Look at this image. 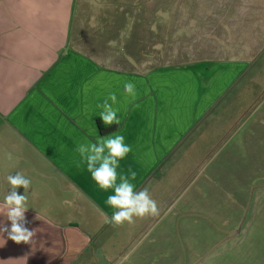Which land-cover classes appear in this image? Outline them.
Returning <instances> with one entry per match:
<instances>
[{
  "label": "crops",
  "instance_id": "crops-1",
  "mask_svg": "<svg viewBox=\"0 0 264 264\" xmlns=\"http://www.w3.org/2000/svg\"><path fill=\"white\" fill-rule=\"evenodd\" d=\"M246 2L222 0L217 17L205 19L202 30L200 22H191L183 35L170 34L175 54L182 48L204 47V60L214 65H204L199 72L195 66L159 71L139 65L143 53L132 33L122 38L121 46L104 29L91 53L73 48L70 21L77 6L76 14H81L84 5L103 7L109 0H0V227L11 226L2 214L11 191L4 174L19 172L31 184L27 193L19 187L18 194H26L27 204L41 207L40 215L46 216L41 219L27 207L24 226L33 232L49 231L51 261L59 257V245L67 244V259L80 254L92 264H236L235 258L221 254L234 241L229 254L249 240V222L258 215L253 207L262 199L256 192L264 190V57L241 62L222 54L218 61L207 58L227 50L228 43L231 54L244 55V47L242 27L234 25L227 38L213 34L205 23L241 24L243 17L259 23L253 5L244 15ZM125 17L129 22V14ZM159 35H153L158 43ZM150 41L151 37L140 40L143 46ZM115 54L128 57L137 69L116 68L122 60L108 58ZM258 60L261 66H255ZM126 82L135 85L134 96L126 93ZM112 94L115 103L108 100ZM105 100L116 110L119 124L104 126L115 130L102 134L99 106ZM228 104L230 116L221 126L227 133L216 144L210 130L224 117ZM113 134L122 135L131 148L119 161L118 174L134 171L135 191L146 189L159 209L155 216L125 222L119 227L120 238L112 228L114 235L106 242L110 246L118 239L117 256L100 243L95 249L92 232L76 226L80 195L89 203L90 219L113 215L114 209L106 204L113 190L98 188L77 151L81 144ZM13 157L22 158L21 166L12 168ZM36 157L61 176L32 173ZM3 233L7 232H0V262L15 261L21 244ZM253 258H264V250L254 251Z\"/></svg>",
  "mask_w": 264,
  "mask_h": 264
},
{
  "label": "rangeland",
  "instance_id": "rangeland-1",
  "mask_svg": "<svg viewBox=\"0 0 264 264\" xmlns=\"http://www.w3.org/2000/svg\"><path fill=\"white\" fill-rule=\"evenodd\" d=\"M222 0H109V4L101 7L97 3L94 5L86 4L82 7V13L76 14L79 11L80 5L77 6L76 11L70 21L71 23V40H73V48H77L82 51V53H91L94 47L100 44V34L106 29L110 33V37L113 41L119 39V44L123 46L124 37L132 34L135 40L137 39L139 43L135 44L138 48L142 50L143 56H139L137 62L139 65L147 64L148 68L153 70H185L184 68L189 67L199 72H202L205 66H213L214 64H209V62L204 60V47L200 49L188 50L182 48L177 54L173 52V47L170 44V34L174 33L183 35L187 32V29L191 22H200L197 26L200 30L203 28V21L209 17L218 15L219 3ZM229 2H235V0H228ZM246 4L243 5L244 15L250 14V9L247 8L253 5L252 11L258 16L259 23H254L250 21V18L243 17L241 19V24L237 22H232L230 24H223L217 21L208 24L211 28L213 34H219L220 36L229 37L231 30L234 25L237 27H242V41H243V54L236 51L234 54L231 44L228 43L226 49L220 50L215 53L209 54L207 58L219 60L220 54L224 57L235 60L241 59L250 60L251 58L264 57V0H245ZM91 9V10H90ZM129 14L130 19L125 17ZM222 15V13H219ZM80 16H82L80 18ZM177 16V18H175ZM76 17V18H75ZM107 18L108 20H104ZM118 21L117 25L111 23ZM108 22L109 24H105ZM116 28V30H113ZM234 30V29H233ZM124 33H127L126 35ZM154 34H160L157 38L162 40L158 43L155 41ZM151 41L143 46L140 40L142 38H150ZM115 44V42H113ZM113 44V45H114ZM152 53H147V50ZM120 51V50H116ZM196 52V53H195ZM175 54V55H174ZM113 57H119L122 60L121 64H114L116 68H124L125 70H135V66L132 62L128 60V57L121 55H113L108 57L109 59ZM223 57V58H224ZM103 58V57H102ZM263 61H257L255 66H261ZM147 70V69H145ZM139 72V71H135ZM156 74L155 71H153ZM245 79V78H244ZM243 79V80H244ZM227 109L223 111L224 117L217 120L219 124H216L211 128V138H216V144L221 141L223 136L227 133V130H222L221 126L224 127L225 120L230 116L229 114V104ZM236 119H231L233 122ZM228 123V121H227ZM119 128V126L117 127ZM21 155V152H20ZM22 156V155H21ZM12 168L14 166L22 164V158L13 157L10 160ZM25 165V164H23ZM56 168L43 160L42 157H36V165L32 173L36 176H48V177H59L61 176L59 172L56 174ZM26 175V171L24 172ZM10 173H5L4 178ZM1 179V177H0ZM70 192V190L68 191ZM257 195H261V200L255 202L254 210L256 208V213L258 215L251 216L252 231L250 238L247 242L243 243L242 247L237 248L234 254H229L230 251L234 250V241L226 250L222 252L221 256L229 255L230 258H235L236 264H264V258H253L254 251L261 252L264 250V190L257 191ZM80 195V194H79ZM76 198V203H78V214L77 221L79 225L78 229L83 230L84 226L86 230L92 232L90 239L94 241V248L97 249L98 243L103 245V249L106 251H112L113 255L117 256L120 254V248L116 247L117 240L113 242L110 246L106 242L109 235H114L113 226L106 219V217L98 214L97 219L91 218V211L86 205V198L82 195ZM82 204L84 206L83 211L81 210ZM26 206L35 212V215L41 216L42 219L44 215L43 209L41 207L33 206L32 204H27ZM94 214V213H93ZM46 218V216H44ZM109 231L108 235L107 231ZM120 238L123 235L121 228H116L114 231ZM4 238L8 237L7 233H3ZM49 231L45 228L37 229L30 243L21 242L19 247L16 249L15 261L7 262L2 260L0 264H92L90 263L89 257L78 255V257L70 260L69 254L70 247L65 244L63 247L59 245L60 254L55 261H51L48 258V253L50 248L47 244V238L51 237ZM115 237V236H114ZM254 248V249H253ZM12 251L11 249H9ZM76 251L81 252V248H77ZM5 252V251H4ZM220 255H215L219 257Z\"/></svg>",
  "mask_w": 264,
  "mask_h": 264
},
{
  "label": "clouds",
  "instance_id": "clouds-1",
  "mask_svg": "<svg viewBox=\"0 0 264 264\" xmlns=\"http://www.w3.org/2000/svg\"><path fill=\"white\" fill-rule=\"evenodd\" d=\"M125 90L127 94L135 95V85L132 82L125 83ZM108 100L115 103V94H112ZM108 100L99 106L102 109L99 117L104 126L118 125L117 112ZM124 139L122 135L113 134L99 138L95 143L81 144L77 148L81 161L86 162L87 171L98 188L102 191L113 190V194L107 197L106 204L114 209L113 215L108 221L114 228L123 226L125 222L132 224L135 222V218L155 216L159 211L157 202L146 189L135 191V185L131 182L136 177L134 171L129 170L128 175L117 172L119 161L131 151ZM118 179L119 183H117ZM7 182L11 191L5 196L2 214L6 215L11 226L10 230L7 227H0V232H7L8 239L17 244L30 243L34 232L24 226V214L28 210L27 196L18 194L17 189L22 186L27 193L31 181L17 172L14 176L9 175Z\"/></svg>",
  "mask_w": 264,
  "mask_h": 264
},
{
  "label": "trees",
  "instance_id": "trees-1",
  "mask_svg": "<svg viewBox=\"0 0 264 264\" xmlns=\"http://www.w3.org/2000/svg\"><path fill=\"white\" fill-rule=\"evenodd\" d=\"M98 124H99V127H100V130H101L102 134H107V133L112 132V131L115 130L113 128H105L104 125L99 120H98Z\"/></svg>",
  "mask_w": 264,
  "mask_h": 264
}]
</instances>
